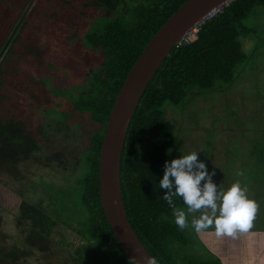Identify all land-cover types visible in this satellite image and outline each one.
<instances>
[{"label": "trees", "instance_id": "1", "mask_svg": "<svg viewBox=\"0 0 264 264\" xmlns=\"http://www.w3.org/2000/svg\"><path fill=\"white\" fill-rule=\"evenodd\" d=\"M45 1L50 0H42ZM51 1L80 16L95 12L90 28L82 35L88 79L76 95L65 97L60 121L52 127L56 133L63 132L69 126L68 121H76L88 140L77 157L80 168L74 175L78 208L83 215L72 219L54 211L50 204L43 206L23 198L15 217L23 240L12 247H0V264H32L29 257L33 250H50L57 222L76 225L73 228L82 242L70 253L75 264H128L129 258L101 206L98 157L102 135L117 92L133 62L160 25L186 0ZM256 6L264 7V0H230L200 23L187 42L175 46L165 57L132 116L120 162L122 199L132 227L159 264H209L195 259L179 262L170 246L172 241L186 242L187 227L177 228L172 208L161 198L166 190L158 188L164 162L173 159L177 141L175 126L165 117L163 106H183L193 89H211L233 80L235 69L247 58L241 39L254 32L244 19ZM25 10L4 38L5 49L1 47L0 54L5 57L12 49H19L21 57L34 55L39 64L42 60L38 45L26 32L30 20L40 10L36 6L26 14ZM29 40L31 44L27 46ZM2 68L0 61V108L13 92L20 91L34 101L33 109L40 113L15 117L8 109L0 114V168L11 166L17 171L20 157L35 158L40 149L39 137L48 138L46 132L51 126L41 116L49 113L52 94L59 91L44 81H33L32 74L25 69L15 70L12 79L6 78ZM175 206L184 205L177 199Z\"/></svg>", "mask_w": 264, "mask_h": 264}, {"label": "rangeland", "instance_id": "2", "mask_svg": "<svg viewBox=\"0 0 264 264\" xmlns=\"http://www.w3.org/2000/svg\"><path fill=\"white\" fill-rule=\"evenodd\" d=\"M33 6L40 13L30 20L26 35L38 45L42 61L38 64L34 55L26 59L19 49H12L6 59L5 54H0L3 76L12 79L15 70L25 69L32 74L33 81H44L59 93L52 94L49 113L41 116L51 129L46 132L48 138L39 137L36 157H20L17 171L11 166L0 168V247H12L23 240L15 218L23 198L43 206L50 204L54 211L72 219L83 215L78 208L74 175L80 168L77 157L88 140L76 121L66 120L69 126L63 132L56 133L52 127L60 121L65 97L76 95L88 79L82 35L90 28L95 12L80 16L72 10L64 11L51 0H0V49L22 11L26 9V14ZM259 7L244 19L254 32L241 39L247 58L235 69L233 80L211 89H193L183 106H163L165 117L175 126L173 158L199 151L198 159L204 161L210 172L215 171L212 176L215 183L227 189L239 181L247 188L248 197L258 204L252 227L237 232L235 237H218L214 228L197 233L190 221L200 213L188 214L186 242H170L179 262L195 259L209 264H264V7ZM30 40L25 43L27 46ZM33 102L15 91L2 104L0 114L9 109L15 117L39 116ZM74 226L57 222L50 250H33L29 262L75 264L70 253L82 239Z\"/></svg>", "mask_w": 264, "mask_h": 264}, {"label": "water", "instance_id": "3", "mask_svg": "<svg viewBox=\"0 0 264 264\" xmlns=\"http://www.w3.org/2000/svg\"><path fill=\"white\" fill-rule=\"evenodd\" d=\"M227 0H186L156 30L126 74L111 107L98 157L99 196L105 218L129 257L144 264L152 256L132 227L122 199L120 162L129 124L145 88L178 40L203 16ZM159 264V263H158Z\"/></svg>", "mask_w": 264, "mask_h": 264}, {"label": "clouds", "instance_id": "4", "mask_svg": "<svg viewBox=\"0 0 264 264\" xmlns=\"http://www.w3.org/2000/svg\"><path fill=\"white\" fill-rule=\"evenodd\" d=\"M198 153L180 154L163 165L158 188L166 190L161 198L172 208L175 225L181 230L189 227L188 214L199 212L190 221L197 233L214 228L218 237H235L237 232H246L252 227L257 202L248 197L247 188L239 181L227 189L215 183L212 180L215 171L208 170L204 161L198 159ZM177 199L183 208L175 206ZM128 264H137V260L129 257ZM144 264H158V261L155 256H147Z\"/></svg>", "mask_w": 264, "mask_h": 264}, {"label": "built area", "instance_id": "5", "mask_svg": "<svg viewBox=\"0 0 264 264\" xmlns=\"http://www.w3.org/2000/svg\"><path fill=\"white\" fill-rule=\"evenodd\" d=\"M229 1L230 0H227L224 3H221V4L217 5L216 7L211 9L209 12H207L203 16V18H201L193 27H191L187 32H185V34L178 40V42L176 43L175 46H179L181 43L187 42L189 36L197 31L198 26H199L200 23H202L205 19H208V18L212 17L216 12L220 11L222 9L223 5L228 4Z\"/></svg>", "mask_w": 264, "mask_h": 264}]
</instances>
